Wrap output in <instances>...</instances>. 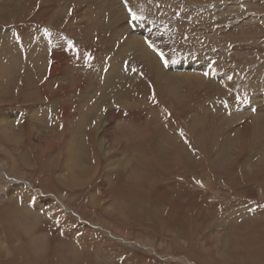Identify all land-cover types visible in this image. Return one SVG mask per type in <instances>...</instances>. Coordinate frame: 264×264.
I'll use <instances>...</instances> for the list:
<instances>
[{
  "label": "rangeland",
  "instance_id": "rangeland-1",
  "mask_svg": "<svg viewBox=\"0 0 264 264\" xmlns=\"http://www.w3.org/2000/svg\"><path fill=\"white\" fill-rule=\"evenodd\" d=\"M44 1L0 0V123L17 141L0 132V264H264V0H56L48 19L35 15ZM109 36L116 57L130 47L109 81L105 71L82 84V68L72 83L69 66L48 87L51 67L26 71L35 62L24 65V53L53 49L32 51L41 38L97 66ZM65 83L85 93L68 101L72 152L57 135L67 122L54 92ZM40 85L53 96L36 97ZM96 94L120 101L115 111L130 124L114 121L108 150L98 143L102 117L77 125L82 98L96 103Z\"/></svg>",
  "mask_w": 264,
  "mask_h": 264
},
{
  "label": "bare ground",
  "instance_id": "bare-ground-1",
  "mask_svg": "<svg viewBox=\"0 0 264 264\" xmlns=\"http://www.w3.org/2000/svg\"><path fill=\"white\" fill-rule=\"evenodd\" d=\"M56 0H45L41 5H40V8H39V10H38V12L35 14L36 15V17H41V18H45V19H48V15L49 14H54L55 13V8L52 6V4L55 2ZM245 6V5H244ZM78 7V6H77ZM76 8V7H75ZM75 8H72L73 10H72V14H74L75 13ZM217 9H219V8H214L213 10H217ZM63 10V9H62ZM162 13L163 14H166L167 13V7H162ZM225 10H227V9H225ZM219 11H222V10H220L219 9ZM61 12H63V11H61ZM60 12V13H61ZM58 13H59V11H58ZM66 13V12H65ZM64 13V14H65ZM117 13V12H116ZM126 13V12H125ZM104 14H106V13H104ZM226 13H223L222 15H225ZM247 15L248 14H253V13H246ZM258 14V13H257ZM56 15V14H55ZM59 15V14H58ZM62 15V14H61ZM97 15V14H96ZM256 15V14H255ZM104 16V15H103ZM114 16V15H113ZM119 16V15H118ZM121 16H123V15H121ZM126 16V15H125ZM125 16H123V17H125ZM246 16V15H245ZM128 17V16H127ZM59 18V17H58ZM94 18V17H93ZM116 18V17H115ZM240 18V17H239ZM239 18H232V20L234 19V21H232V22H234V23H236V22H238V20H239ZM103 19V18H102ZM105 19V18H104ZM126 19V18H125ZM124 19V20H125ZM128 19V18H127ZM222 19V18H221ZM250 19H252V20H249V22L250 21H252V22H254L253 20H255V18L254 17H250ZM98 20V19H97ZM113 20V19H112ZM118 20V19H117ZM123 20V19H122ZM214 20V19H213ZM262 20V19H261ZM103 22H104V20H102ZM242 21V20H241ZM248 21V20H247ZM247 21H242V22H247ZM96 22H98V21H96ZM102 22V23H103ZM207 22H209V21H207ZM229 22V21H228ZM99 24H100V22H99ZM99 24H97V26H96V24L94 23V25H93V28H94V30H96L97 31V29L99 30V28H101V24L99 25ZM119 24H120V22H119ZM213 24V23H212ZM228 24V23H227ZM237 25V24H236ZM235 25V26H236ZM219 26V25H218ZM221 26V25H220ZM91 27V26H90ZM187 28V27H186ZM207 28V27H206ZM209 28V27H208ZM218 28V27H217ZM29 29H30V27H28V28H26V30H21V34H22V36L24 37V39L25 40H27L28 38H29ZM230 30H232V29H230ZM28 31V32H27ZM132 31V30H131ZM198 31V30H197ZM207 31V30H206ZM93 32V31H92ZM94 33V32H93ZM131 33V32H130ZM133 33V32H132ZM192 33V32H191ZM208 33V32H207ZM212 33H213V31H212ZM92 34V33H91ZM189 34V33H188ZM187 34V35H188ZM209 34V33H208ZM215 34V33H214ZM102 35V34H101ZM186 35V36H187ZM195 36V35H194ZM193 36V37H194ZM197 36V35H196ZM199 36V35H198ZM202 36H204V35H202ZM215 36V35H214ZM133 37L134 38H137V36H135V35H133ZM86 38H88V37H86ZM200 38V37H199ZM206 38V37H205ZM115 39V38H114ZM114 39H113V37H111V36H109V37H107L106 39H104V40H101V42H103V45L104 46H102L103 48L102 49H100V50H98V48H96V51L97 52H100V54L98 53H95V57H94V59H93V63L96 61V59H98L99 57H100V55H101V57L99 58V60L98 61H101L100 63H99V65H97V66H94V65H91V64H85V66L83 65V64H81L80 62L77 64V61H78V59H79V57L80 56H82L81 54H82V52L81 51H79L78 49H72L70 52H68L67 50H66V47H62V46H60V44L58 43V41H56V40H50V39H48V38H41V40L39 41V43L41 44H39L38 43V41H37V43H34V45H33V48L34 49H32V51H38V50H41L42 48H44V47H46V51H48L49 52V47L50 46H52L53 47V49L49 52L50 54L48 55V54H46V53H40L39 51L38 52H32V53H24V56L23 57H25V59H24V65L25 64H27L30 60H32V61H34L35 63H32V67L30 66V63L27 65V68H26V71H32V69H36L37 71L38 70H40V71H44L45 69L48 71V68L49 67H51L50 68V72L48 73V77H47V79H48V87H50L51 86V84L50 83H52L53 82V80L54 79H60L59 77H58V75L59 74H61V72H64L65 70H69L70 68H69V66H71L72 68H76V70L75 71H71L72 72V74L77 78L76 80L74 79V82L72 81V83H75V81H77L79 78H80V75L82 76V74H84V73H82L84 70L86 71L85 73H89V76L88 77H84V79H83V81H82V84L83 83H85V82H93L94 83V81H95V78L96 77H98V76H100V74H103L105 71H106V74H103L104 75V77H106L107 76V80H108V78H111L112 79V76H111V73L113 72V71H116V70H118V69H120L121 68V66H127V64H128V51H129V49L128 48H130V47H128L127 48V50L125 51V52H123V51H120L118 54V56L116 57V51H115V45H116V42L114 41ZM197 38H195V40H196ZM116 40V39H115ZM122 41H123V39H121ZM83 41V40H82ZM84 41H86V40H84ZM128 42H129V40H127ZM60 42V41H59ZM124 42H126V41H124ZM127 43V42H126ZM122 45V44H121ZM131 45V43L129 44V46ZM118 49H119V47H118ZM54 50H56V51H54ZM52 51H54L53 52V54H52ZM98 55H99V57H98ZM108 55H110V65H109V67H107V64H106V62H105V59H106V57L108 56ZM98 57V58H97ZM10 58H12L13 59V63H14V68H15V75H18V77H22V75H20L21 73H20V69H22V68H19V64H20V61H16V59L13 57V56H10ZM119 58V59H118ZM118 59V60H117ZM127 59V60H126ZM19 60V59H18ZM48 60L50 61V63L52 64V65H50V64H48ZM41 61V62H40ZM112 62H114L113 64H112ZM5 64V63H4ZM81 64V65H80ZM95 64V63H94ZM96 64H97V62H96ZM116 64H118V65H116ZM24 65H23V67H24ZM83 65V66H82ZM119 65H120V68H119ZM8 65H6L5 67H7ZM116 66H118V67H116ZM193 66V65H192ZM191 66V67H192ZM3 67V66H2ZM9 67V66H8ZM80 67H81V70H80ZM195 67V66H194ZM264 67V66H263ZM262 67V68H263ZM10 68V67H9ZM82 68L84 69L83 71H82ZM4 69V68H3ZM65 69V70H64ZM4 70H6V68L4 69ZM131 69H129V68H126L125 69V71H130ZM2 72V71H1ZM79 72H81L82 74H80ZM78 73V74H77ZM156 73V72H155ZM5 74V73H4ZM28 74V72L26 73V79L27 80H29V84L31 85V86H36V83H37V85H38V80L36 79V77H33V76H30L29 74ZM6 75V74H5ZM5 75H4V77H5ZM64 75V74H63ZM86 75V74H85ZM110 75V76H109ZM68 76V75H67ZM70 76H72V75H70ZM95 76V77H94ZM160 76V75H159ZM83 77V76H82ZM8 78V77H7ZM114 78V77H113ZM40 79H41V77H40ZM65 79L66 78H64V81H65ZM115 79V78H114ZM113 79V80H114ZM156 79V78H155ZM219 79V78H218ZM61 80H63L62 78H61ZM70 80V79H69ZM97 80V79H96ZM130 80H131V77H130ZM205 80V79H204ZM79 81V80H78ZM77 81V82H78ZM109 81V80H108ZM197 81L198 82H200V83H203L202 81H203V79H201V78H199V79H197ZM41 82V81H40ZM39 82V83H40ZM133 82V81H132ZM260 82V81H259ZM98 83V82H97ZM111 83H112V80H111ZM76 84V83H75ZM75 84H72V85H70V84H58V86H59V88L57 89V90H55V92H54V95L55 96H57V95H61V97L59 98V100H58V105H60L59 107L57 106L56 108H59L58 109V115L62 118V119H64L65 120V122H67V123H65V125H66V127H64L63 128V130H62V132H60V133H58L57 135L59 136V138L58 139H61L62 137H63V135H64V138H65V135H68L69 136V139H66V147L67 148H70L71 149V152L72 151H76V147H70V146H72L73 145V142H72V138H70V136L72 135V131H70V127H71V115H72V112H73V110H75V109H73V108H75L74 106V103L76 104H78V101L76 102V98H79L81 95H84L83 94V92H82V90H80V88H83V86L82 87H78V92L76 91V92H74L73 91V86L75 85ZM96 84V83H95ZM100 84V83H99ZM223 85V84H222ZM76 86H78V85H76ZM86 86V85H85ZM88 86V85H87ZM95 86H97V84L95 85ZM110 86V85H109ZM160 86H161V91H163L162 93H166V92H164V91H169L168 92V94H170V95H172L173 96V90H172V88L171 87H169L168 85L166 86V85H163V87H162V83L160 84ZM160 86H159V88L158 89H160ZM44 87H45V85H40V94L39 95H37V94H35V93H29L28 92V94H30V97H31V95H32V97L33 98H35V99H37L36 97H39L40 99L41 98H45V97H48V98H50V97H52L53 96V92H44ZM75 87V86H74ZM107 87V86H106ZM208 87V86H207ZM109 88V87H108ZM210 88V87H209ZM214 88V87H213ZM225 88V87H224ZM30 89V88H29ZM84 89V88H83ZM100 89V88H99ZM188 89V88H187ZM208 89V88H207ZM43 90V91H42ZM91 90V89H90ZM101 90V89H100ZM105 90V89H104ZM159 91V90H158ZM85 92H86V90H85ZM87 92H89L88 90H87ZM197 92V91H196ZM200 92V91H199ZM226 92V91H225ZM4 93V92H3ZM27 94V95H28ZM97 94H98V92H97ZM96 94V95H97ZM35 95H37L36 97H35ZM99 95H101V94H99ZM99 95H97L96 97H95V99H94V101H96V99H98L100 96ZM106 95H109V93H107ZM158 95H161V94H159L158 93ZM14 96H19L18 94H17V92H16V94H14ZM29 96V95H28ZM73 96H75L74 98V100H73V102L71 103V104H69V102L68 101H70V99H73L72 97ZM169 96V95H168ZM171 96V97H172ZM29 97V98H30ZM31 97V98H32ZM108 97V96H107ZM38 98V99H39ZM89 97H85V98H82V100L84 99H86V101L85 102H81L80 100V102H81V104H80V107H81V112H80V121L77 123V125L80 127V128H83V127H86V123L88 124L91 120H93V124H94V122H95V120H99L101 117L103 118V120L99 123V124H97L98 126H99V129L101 130H99L101 133L97 136L98 137V143L100 144V146L101 147H103L105 150H108L107 148H108V146H109V144H110V142H109V139H108V136L111 134V131H110V127H112V126H114L113 124H114V121L116 120V122H117V125H118V121H123L125 124H126V126H125V128L123 129V130H121V131H130V124H129V122H128V118H124V117H119V116H121V111L119 110V111H115V105H120V101H119V103H117L116 104V100H113L112 99V96H111V94H110V98H108L109 99V101L111 102L109 105L108 104H104L102 101L100 102V100H97L96 101V103H92V101L90 102V100H93V98H92V96H91V98H89ZM105 98H106V96H105ZM104 97H103V99H105ZM143 98V97H142ZM146 98V97H145ZM148 98V97H147ZM239 98V97H238ZM81 99V98H80ZM101 100H102V98H101ZM234 100V99H233ZM240 100V99H239ZM35 101V100H34ZM72 101V100H71ZM166 101V100H165ZM164 102V101H163ZM169 103V102H168ZM245 103V102H244ZM243 103V104H244ZM260 103H262V101L260 102ZM76 104V105H77ZM148 104V103H147ZM79 105V104H78ZM170 105V104H169ZM232 105V104H231ZM106 106V107H105ZM150 106V105H149ZM107 107H109V108H107ZM254 107V106H253ZM252 107V108H253ZM170 109H172V110H174L175 109V107H173V105H170ZM34 111V110H33ZM79 111V110H78ZM160 111V110H159ZM254 111H256L257 112V109H255ZM55 112V111H54ZM138 112V111H137ZM151 112H152V110H151ZM158 112V111H157ZM260 112V111H259ZM142 113V112H141ZM262 113V112H261ZM153 114V113H152ZM257 114H259V113H257ZM14 115V114H13ZM32 115V114H31ZM31 115L29 116V118L31 117ZM140 116H141V114H139ZM155 115V114H154ZM160 115V114H159ZM262 115V114H261ZM135 116V115H134ZM166 116V115H165ZM234 116V115H233ZM256 117H257V115H255ZM260 116V115H259ZM34 117V116H33ZM148 117V116H147ZM230 117H231V115H230ZM235 117H237V116H235ZM262 117H264V116H262ZM73 118V117H72ZM99 118V119H98ZM259 118V117H258ZM13 119V118H12ZM15 119V118H14ZM28 119V118H27ZM53 119V118H52ZM75 119V118H74ZM73 119V120H74ZM133 119V118H132ZM233 119V118H232ZM32 120L33 119H31V121H30V123H29V120H26V121H24L25 122V124H24V126H25V128H27V130H28V132L30 133L31 131L30 130H32V125H34L33 123H32ZM155 120V119H154ZM240 120V119H239ZM238 120V121H239ZM253 120V119H252ZM147 121V120H146ZM237 121V122H238ZM242 121V120H241ZM240 121V122H241ZM264 121V120H263ZM51 122V121H50ZM59 122V121H58ZM13 123V122H12ZM57 123V122H56ZM96 123H97V121H96ZM95 123V124H96ZM151 123V122H150ZM163 123V122H162ZM166 124H169L168 123V120H166V122H165ZM50 124V123H49ZM232 124V123H231ZM254 124V123H253ZM39 125V124H38ZM43 125V124H42ZM95 126V125H94ZM127 126H129V127H127ZM165 126V125H164ZM167 126V125H166ZM204 126V125H203ZM264 126V125H263ZM9 126L8 125H5V124H2V123H0V128H2V129H0V132L2 133V134H4L9 140H11V141H13V142H17L16 141V138L13 136V134H11L10 133V130H9V128H8ZM139 127H140V125H139ZM142 127V126H141ZM206 127V126H205ZM254 127V126H253ZM262 127V126H261ZM13 128V127H12ZM131 128H132V126H131ZM221 128V127H220ZM93 129H94V127H93ZM217 129V128H216ZM223 129V128H222ZM253 129V128H252ZM256 130V129H255ZM121 131H120V133H121ZM27 132V131H26ZM135 132V131H134ZM253 132V131H252ZM251 132V133H252ZM208 133V132H207ZM133 134V133H132ZM140 134V133H139ZM215 134V133H214ZM208 135V134H207ZM216 135V134H215ZM135 136H136V134H135ZM139 136V135H138ZM149 138V137H148ZM209 138V137H208ZM94 139V138H93ZM108 139V140H107ZM176 139V138H175ZM140 140V139H139ZM172 140H174V138L172 139ZM133 141V140H132ZM43 142H45L46 144H47V146L49 147V148H53V149H55V148H57V146L58 145H60V144H57L56 142H54V141H43ZM129 142V141H128ZM152 142V141H151ZM175 143V142H174ZM177 143H179L178 141H177ZM217 144V143H216ZM219 144V143H218ZM65 145V144H64ZM175 146V145H174ZM173 146V147H174ZM171 147V146H170ZM178 147V146H177ZM176 147V148H177ZM146 148V147H145ZM147 148H149V147H147ZM180 148V147H179ZM184 148V147H183ZM79 149H81V147L79 148ZM103 149V150H104ZM150 149V151H151V148H149ZM184 150V149H183ZM139 151V150H138ZM146 151V150H145ZM141 152V151H140ZM139 152V153H140ZM157 152V151H156ZM78 153V152H77ZM142 153V152H141ZM79 154V153H78ZM146 154V153H145ZM150 154V153H149ZM172 154V153H171ZM161 155V154H160ZM172 156V155H171ZM141 157V156H140ZM166 157H167V155H166ZM52 158V157H51ZM146 158L148 159V157L146 156ZM154 158H156V157H154ZM160 158V157H159ZM151 159V158H150ZM162 159V158H161ZM167 159V158H166ZM180 159H181V157H180ZM50 160V159H49ZM69 160V159H68ZM87 160V159H86ZM149 160V159H148ZM160 160V159H159ZM165 160V159H164ZM178 160V159H177ZM150 161V160H149ZM148 161V162H149ZM179 161V160H178ZM69 162V161H68ZM86 163V162H85ZM150 163V162H149ZM158 163V162H157ZM98 164V163H97ZM87 165V164H86ZM85 166V165H84ZM97 166V165H96ZM94 169V168H93ZM261 178V177H260ZM66 208V207H65ZM8 217V216H7ZM8 221V220H7ZM68 221V220H67ZM68 222H66L65 221V224H67ZM44 227V226H43ZM27 234V233H26ZM30 234H31V232H30ZM32 235H33V233H32ZM95 242H96V240H95ZM94 241L92 242L93 244L95 243ZM91 243V242H90ZM96 245V244H95ZM18 254V253H17ZM21 254V253H20ZM20 256V255H19ZM24 258H25V256H24Z\"/></svg>",
  "mask_w": 264,
  "mask_h": 264
},
{
  "label": "snow or ice",
  "instance_id": "snow-or-ice-1",
  "mask_svg": "<svg viewBox=\"0 0 264 264\" xmlns=\"http://www.w3.org/2000/svg\"><path fill=\"white\" fill-rule=\"evenodd\" d=\"M129 11L131 12V9H129ZM132 18L133 20L140 19V17L136 16L135 13H132Z\"/></svg>",
  "mask_w": 264,
  "mask_h": 264
}]
</instances>
